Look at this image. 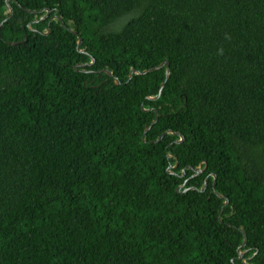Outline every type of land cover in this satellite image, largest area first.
Returning a JSON list of instances; mask_svg holds the SVG:
<instances>
[{
    "label": "trees",
    "instance_id": "1",
    "mask_svg": "<svg viewBox=\"0 0 264 264\" xmlns=\"http://www.w3.org/2000/svg\"><path fill=\"white\" fill-rule=\"evenodd\" d=\"M0 24V264H264V0H0ZM163 62L149 101L165 67L128 75Z\"/></svg>",
    "mask_w": 264,
    "mask_h": 264
},
{
    "label": "water",
    "instance_id": "2",
    "mask_svg": "<svg viewBox=\"0 0 264 264\" xmlns=\"http://www.w3.org/2000/svg\"><path fill=\"white\" fill-rule=\"evenodd\" d=\"M6 3H8V1H6ZM7 7H8L9 15H8V17L5 19V21L9 20V19L11 18L12 14H13L12 9H11L8 5H7ZM49 14H50V11L46 10V14H45V15H44V16H43L38 22H42V21L46 20V19L48 18ZM51 20H57V21H59L60 24L63 26V24H62V22H61V20H60L59 18H57V17H52ZM51 20H50V21H51ZM1 25H2V24H0V27H1ZM69 33L72 34L73 36H77V33H76V32H72V31L69 30ZM47 34H48V32H47L45 35H47ZM81 43H82V39H81V38H78V41H77V43H76V47L78 48V47L81 45ZM77 50H78V49H77ZM78 52H81V51L78 50ZM91 64H92V63H91ZM76 67H79V66H75V67H74V70L76 69ZM164 67H165V79H164V81H163V82L161 83V85H160V89H159L158 95H157L156 97H154V98H152V97H148V98H147L149 101H155V100L159 99V97L161 96V93H162V90H163V88H164V86H165V83H166V81H167L168 78H169V66H168V63H167V62H163V63L160 64L158 67L153 68V69H149V70H145V71H143V72H139V71H136V70H132V71L129 73V75H128V80H130V79L132 78V76H134V75H136V76H137V75H146V74H148V73H152V72L158 71V70H160V69H162V68H164ZM103 72H104L106 75L110 76V77L112 76L111 73H110L109 71H103ZM98 73H100V72H98ZM113 80H114V84H115V86H119V85H120V83H119V81H118L117 78H113ZM156 121H157V116H155V118H154L153 122L151 123V125L149 126V128H147L146 130H144V134H147V132L149 131V129H150V128L156 123ZM169 133H172V132L169 131ZM173 134H176V133H173ZM163 135H164V134H163ZM163 135L161 136V138L163 137ZM177 135H178V134H177ZM161 138L158 139L156 142H159V141L161 140ZM182 141H183V137H181V139L177 142V144L181 143ZM143 142H144V140H143ZM205 170H206V165H204V168H203V169H201L200 166L197 167V168L194 170V175H193V177L197 176L198 174H202ZM169 174L172 175L173 173H172V172H169ZM183 176H184V173H182L181 177H183ZM212 176H213V184H212V191H213V193L217 196L218 199H221V200H224V201H225L224 205H227V204H228L227 200L224 199L223 196L216 194V191H215V185H214V183H215V177H214V175H212ZM181 188H182V186H181L180 188H177V192H178V193L180 192V189H181ZM190 189L193 190V191H195V188H190ZM205 189H206V184H204V187H203V189L201 190V192H203ZM185 191H186V190H184L183 192H185ZM229 227H231V226L229 225ZM234 229H236V228H234ZM240 232H242V231L240 230ZM243 237H244V240H243V243H242L241 247H244V246L246 245V238H245V235H244ZM241 247H239V248L237 249V254H238V259H239V260H241L242 257H243V255H244V253H242V252L240 251V248H241Z\"/></svg>",
    "mask_w": 264,
    "mask_h": 264
}]
</instances>
